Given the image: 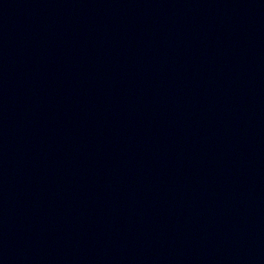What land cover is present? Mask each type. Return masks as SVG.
I'll use <instances>...</instances> for the list:
<instances>
[{
  "label": "water",
  "instance_id": "obj_1",
  "mask_svg": "<svg viewBox=\"0 0 264 264\" xmlns=\"http://www.w3.org/2000/svg\"><path fill=\"white\" fill-rule=\"evenodd\" d=\"M0 183L81 264H264V0H0Z\"/></svg>",
  "mask_w": 264,
  "mask_h": 264
}]
</instances>
